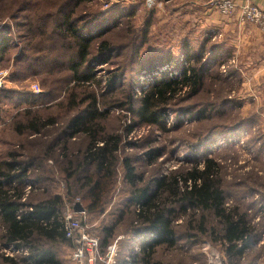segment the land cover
I'll use <instances>...</instances> for the list:
<instances>
[{
  "label": "rangeland",
  "instance_id": "374dc122",
  "mask_svg": "<svg viewBox=\"0 0 264 264\" xmlns=\"http://www.w3.org/2000/svg\"><path fill=\"white\" fill-rule=\"evenodd\" d=\"M196 5L202 11L211 6L208 0H0V161L9 159V153H18L20 161L31 156L40 160V153L62 138L71 120L95 96L105 114L99 120L105 131L123 135L134 125L127 141L139 147L124 143L123 157L136 156L135 164L146 180L201 167L206 159H214L220 166L225 205L238 206L256 232L263 231L264 224L254 219L259 205H264V67L243 66L238 56L220 64L212 61L211 38L197 37L206 26ZM106 25L110 28L104 31ZM82 37L84 41L94 37L85 60L78 54ZM185 39L203 50L199 61L192 62L186 54ZM101 41L109 43L111 52L100 53ZM207 61V76L196 94L180 92L165 108V130L139 120L136 110L155 81L180 79L183 67L194 64L203 69ZM91 74L93 81L77 78ZM130 96L132 106L127 103ZM200 110H208L203 119L193 114ZM31 121L37 122V132L28 128ZM87 141L86 134L78 132L68 140L70 151L57 150L23 183L15 184L23 193V209L33 198L64 195L70 182L60 167L79 162ZM151 149L161 150L152 162ZM128 189L120 173L111 203L102 213L86 214L92 234L100 237L102 228L112 224ZM70 205L61 208L63 217L71 212ZM188 211L197 217L207 214L200 209ZM189 214L176 221L178 231L185 230ZM133 220L128 213L113 241L122 235L126 238ZM209 220V227H221L212 214ZM3 230L0 218V264H11L5 256L16 257L15 264H33L22 260L27 248L8 243ZM209 236H202L197 245L178 238L172 249L158 247L156 257L164 264H207L206 245L224 256L223 245ZM43 243L62 264H78L71 258L73 246ZM120 244L122 251L129 248L126 239Z\"/></svg>",
  "mask_w": 264,
  "mask_h": 264
},
{
  "label": "trees",
  "instance_id": "16d2710c",
  "mask_svg": "<svg viewBox=\"0 0 264 264\" xmlns=\"http://www.w3.org/2000/svg\"><path fill=\"white\" fill-rule=\"evenodd\" d=\"M106 26L104 31L110 28L109 25ZM73 34L76 35L75 32ZM91 38L84 41L82 37L79 41L78 54L81 60H85ZM188 40L185 39L183 46L190 60L195 63L201 59L203 50L198 45L195 47L189 45ZM5 44L6 39L3 41V45ZM99 51L111 52L109 43L101 41ZM208 63L207 61L203 64V69L197 68L194 64L183 67L180 79L164 77L155 81L144 92L140 106L136 110L139 120L144 125H160L159 127L165 130L166 123L162 119L165 108L180 92L196 94L205 82L207 72L204 68L207 70ZM77 78L93 81L95 75ZM132 101L133 98L130 96L127 103L132 106ZM98 104L94 96L86 110L73 118L69 128L61 133L62 138L40 153L42 155L40 160L38 156H31V160L20 161L18 153H9V159L0 161V218L4 229L3 237L10 244L27 248L29 254L23 256L22 260L33 264H62L53 250L45 247L43 243L45 241L52 245L74 246L72 239L66 236L61 208L67 202L73 209L75 204L80 203L87 215L102 213L113 199L120 173L123 175L124 183L129 186L128 195L122 199V207L117 215L114 213L115 219L112 224L104 226L102 235L98 236L101 253H104L107 245L113 241L117 226L130 213L134 220L131 222L132 231L127 234L126 239L129 248L123 251L132 256V264H164L156 257L158 247L165 245L172 249L178 238L196 244L202 236L209 235L213 242H220L223 245L228 257L237 259L242 256L250 242L257 238L258 233L250 225L246 213L241 212L238 206L225 205V191L218 177L219 164L214 159H206L201 167L193 165L186 171L174 170L169 175L146 180L135 164L137 157L132 155L123 157L124 143L139 147L127 141L134 125L128 126L123 135L105 131L99 124V120L105 114L99 111ZM207 111L200 110L193 114L198 119H203ZM28 128L37 132V122L31 121ZM78 132H84L88 141L83 147V152L80 151L82 153L79 162L75 165L69 162L68 165L60 167L64 178L70 182L65 196L58 193L39 199L33 198V203L27 205L28 209H23L26 205H22L20 201L23 193L21 187L17 185L23 183L34 168H40L41 162H45L49 157H55L57 150L67 152L68 140L73 139ZM160 153V149H151L148 152L150 162L156 160ZM190 209H200L207 214L197 217L194 211L189 214ZM209 213L219 220L221 227L207 225L210 221ZM186 214H189V218L185 230L180 232L176 229V221ZM129 237H136L141 241L140 252H133ZM4 259L8 263H16V257L5 256Z\"/></svg>",
  "mask_w": 264,
  "mask_h": 264
},
{
  "label": "crops",
  "instance_id": "0c3cea01",
  "mask_svg": "<svg viewBox=\"0 0 264 264\" xmlns=\"http://www.w3.org/2000/svg\"><path fill=\"white\" fill-rule=\"evenodd\" d=\"M193 1L195 3L196 1L205 2V0ZM235 1L238 4L251 3L264 9V0ZM196 7L200 9V5H196ZM200 14L199 18L201 20L204 19L206 29L204 30L203 28L202 30L204 31L202 32L198 31L197 37L199 39L211 38L208 50L209 58L212 61L220 64L221 61L229 57L236 59L238 56L243 66L255 65L259 66V68L264 67V37H262L261 29L257 25L239 22L237 12L231 16H223L211 6H206L203 11L200 9ZM205 41H209V39H205ZM263 233L264 230L258 233L257 238L250 242L242 256L237 259L228 257V254L224 251V264H264V242H259ZM125 255L124 251H122L119 258L120 262H124ZM99 262L101 261L97 262L88 258L85 264H98ZM101 263L104 264L103 262Z\"/></svg>",
  "mask_w": 264,
  "mask_h": 264
},
{
  "label": "built area",
  "instance_id": "2783aa9c",
  "mask_svg": "<svg viewBox=\"0 0 264 264\" xmlns=\"http://www.w3.org/2000/svg\"><path fill=\"white\" fill-rule=\"evenodd\" d=\"M211 7L223 16H231L237 12V18L241 23H250L257 25L262 32H264V9L257 7L254 4H238L235 0H208ZM263 206V207H261ZM71 207V209H70ZM69 211L71 212L63 217L65 221L66 236L72 239L74 243V250L71 254L73 261L78 264H85L87 259H93L94 261H101L104 264H132V256L125 253L124 262H120V242L125 238L124 235L118 236L113 242L107 245L105 252L100 251V239L95 234H92L88 225L85 223L86 212H76L70 205ZM257 214L254 221L256 223L262 222L264 224V205H259ZM260 210V211H259ZM132 243L133 252L137 253L141 250V241L136 238H130ZM264 242V233L262 234L260 241ZM207 264H224V256L220 255L211 246H204ZM29 254L27 251L24 252Z\"/></svg>",
  "mask_w": 264,
  "mask_h": 264
},
{
  "label": "water",
  "instance_id": "95a60500",
  "mask_svg": "<svg viewBox=\"0 0 264 264\" xmlns=\"http://www.w3.org/2000/svg\"><path fill=\"white\" fill-rule=\"evenodd\" d=\"M164 1H169V0H164ZM74 210H75L76 212H80V211H83V210H84V207H83L80 203H77V204H75V206H74Z\"/></svg>",
  "mask_w": 264,
  "mask_h": 264
}]
</instances>
